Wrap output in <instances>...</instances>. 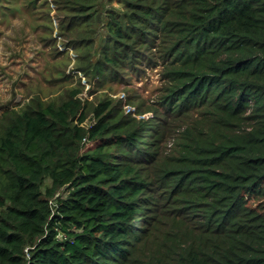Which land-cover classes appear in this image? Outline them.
I'll return each instance as SVG.
<instances>
[{
	"label": "trees",
	"instance_id": "16d2710c",
	"mask_svg": "<svg viewBox=\"0 0 264 264\" xmlns=\"http://www.w3.org/2000/svg\"><path fill=\"white\" fill-rule=\"evenodd\" d=\"M97 1L41 12L81 36L88 78L159 65L160 107L138 118L107 97L88 128L78 99L4 111L0 264H264V0H120L91 61ZM161 116L183 123L170 155Z\"/></svg>",
	"mask_w": 264,
	"mask_h": 264
},
{
	"label": "rangeland",
	"instance_id": "374dc122",
	"mask_svg": "<svg viewBox=\"0 0 264 264\" xmlns=\"http://www.w3.org/2000/svg\"><path fill=\"white\" fill-rule=\"evenodd\" d=\"M43 1L33 4L31 0H0V116L7 109L24 107L28 101L45 105L50 102L59 104L71 98L80 101V111H87L86 119L79 125L88 128L94 122L92 107L100 100L112 97L118 109L129 113L142 110L144 113L138 114V118L153 119V110L160 107L158 99L164 90L160 66L138 62L128 78L118 72L120 79L112 81H101L98 76L88 78L83 71L77 72L73 62L75 67L79 66L80 54L84 52L75 39L81 36L77 35V38L74 34H67L62 28L58 31L59 15L53 12L52 16L45 17L41 12L42 7H46ZM120 9V0L96 2L94 11L102 16L95 22L93 30L91 61L98 59L99 50L105 43L107 30L104 24L109 19V13ZM91 10L93 8L90 7L81 12L74 10L73 13L86 16ZM48 18L52 19L51 29ZM85 22L86 19L81 23L75 18L73 26L75 29L82 28ZM75 90L78 91L73 93ZM157 122L165 136L160 151L162 155H170L179 141L183 123L164 116ZM93 145L89 139L81 143V148L84 151ZM153 190L157 191L155 187ZM131 220V224H138L139 213H134Z\"/></svg>",
	"mask_w": 264,
	"mask_h": 264
},
{
	"label": "built area",
	"instance_id": "2783aa9c",
	"mask_svg": "<svg viewBox=\"0 0 264 264\" xmlns=\"http://www.w3.org/2000/svg\"><path fill=\"white\" fill-rule=\"evenodd\" d=\"M80 125H82V124H80ZM83 126V125H82ZM89 139L86 137V136H84L83 137V139H82V142H86V141H88Z\"/></svg>",
	"mask_w": 264,
	"mask_h": 264
},
{
	"label": "crops",
	"instance_id": "0c3cea01",
	"mask_svg": "<svg viewBox=\"0 0 264 264\" xmlns=\"http://www.w3.org/2000/svg\"><path fill=\"white\" fill-rule=\"evenodd\" d=\"M38 20H40V19L38 18ZM22 21H23V20H22ZM22 21H21V22H22Z\"/></svg>",
	"mask_w": 264,
	"mask_h": 264
},
{
	"label": "water",
	"instance_id": "95a60500",
	"mask_svg": "<svg viewBox=\"0 0 264 264\" xmlns=\"http://www.w3.org/2000/svg\"><path fill=\"white\" fill-rule=\"evenodd\" d=\"M132 219V218H131Z\"/></svg>",
	"mask_w": 264,
	"mask_h": 264
}]
</instances>
